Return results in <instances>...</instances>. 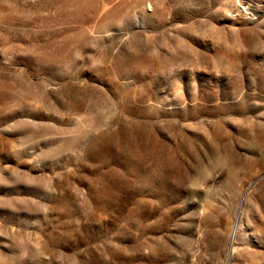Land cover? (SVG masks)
Segmentation results:
<instances>
[{
    "label": "rangeland",
    "instance_id": "1",
    "mask_svg": "<svg viewBox=\"0 0 264 264\" xmlns=\"http://www.w3.org/2000/svg\"><path fill=\"white\" fill-rule=\"evenodd\" d=\"M0 264H264V0H0Z\"/></svg>",
    "mask_w": 264,
    "mask_h": 264
}]
</instances>
